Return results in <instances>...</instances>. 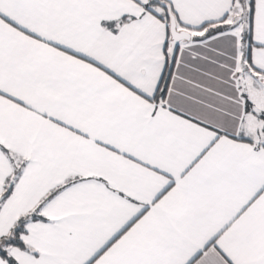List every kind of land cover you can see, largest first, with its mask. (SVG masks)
I'll return each instance as SVG.
<instances>
[{
  "label": "snow or ice",
  "instance_id": "snow-or-ice-1",
  "mask_svg": "<svg viewBox=\"0 0 264 264\" xmlns=\"http://www.w3.org/2000/svg\"><path fill=\"white\" fill-rule=\"evenodd\" d=\"M0 264H264V0H0Z\"/></svg>",
  "mask_w": 264,
  "mask_h": 264
}]
</instances>
